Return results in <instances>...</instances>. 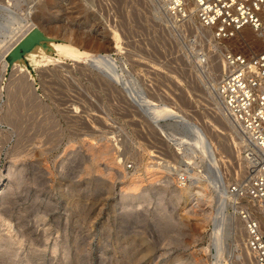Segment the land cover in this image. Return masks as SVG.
<instances>
[{"label":"rangeland","instance_id":"obj_1","mask_svg":"<svg viewBox=\"0 0 264 264\" xmlns=\"http://www.w3.org/2000/svg\"><path fill=\"white\" fill-rule=\"evenodd\" d=\"M158 7L0 0V264H219L222 248L220 264L243 256V223L237 234L227 228L238 133L214 93L221 61L201 65L204 43ZM31 23L48 41L27 51L16 42L28 28L13 30Z\"/></svg>","mask_w":264,"mask_h":264},{"label":"built area","instance_id":"obj_2","mask_svg":"<svg viewBox=\"0 0 264 264\" xmlns=\"http://www.w3.org/2000/svg\"><path fill=\"white\" fill-rule=\"evenodd\" d=\"M160 6V16L172 28H189L194 41L204 43L196 54L201 65L221 59L214 91L238 133V169L226 189L235 197L230 213L243 223L246 236L245 258L237 251L227 264H264V226L244 203L245 198L256 201L264 215V45L250 48L245 40V49H238L222 44L247 27L264 35V0H160Z\"/></svg>","mask_w":264,"mask_h":264},{"label":"bare ground","instance_id":"obj_3","mask_svg":"<svg viewBox=\"0 0 264 264\" xmlns=\"http://www.w3.org/2000/svg\"><path fill=\"white\" fill-rule=\"evenodd\" d=\"M156 2L158 3V6L159 7H161L160 6V0H156ZM21 27V26H20ZM18 28L17 27V29L16 30H13V31H15L16 32V34L17 35H19L25 28H28V31L27 32H25V33H23L22 34V36L20 37V38H18V40H17V42H16V44H20L22 41H24L25 42V48H26V50L27 51H31L32 50V48H36V46H38V45H41V44H43V42H46V41H48V39L47 38H45L38 30H34L35 28H37V26L34 24V23H31L30 25H26V27H22V28ZM32 34V36L30 37V38H28V39H26L27 38V36H28V34ZM239 36L240 37H242L243 38V40H246V41H249L251 44L252 43H254L253 45H255V43H257V44H259V45H264V35H263V33H262V31H259V32H256V31H254V30H252L251 28H249V27H247V28H245L244 30H243V32L241 33V34H239ZM222 44H223V42H222ZM51 45V44H50ZM259 45H258V47H259ZM224 46V45H223ZM72 47V46H71ZM255 47H257V46H255ZM67 48V47H66ZM22 52H23V48H18V54L20 55V57L22 56ZM68 53H69V51H68ZM72 53H74L77 57H82V56H84V55H89V54H86V53H82L81 51H79L78 49H72ZM70 54V53H69ZM91 55H89V57H90ZM4 57V56H3ZM2 57V58H3ZM92 58H93V56H91ZM17 58H18V55L17 54H13L12 55V57H11V59H12V61L14 60V61H16L17 60ZM100 59H102V58H100ZM220 61H221V59L220 58H218ZM219 60H217V61H219ZM104 62V61H103ZM218 67L219 66H217L216 68L218 69ZM216 69V71H219V70H217ZM114 71V70H113ZM217 85V84H216ZM216 87V86H215ZM214 87V88H215ZM215 90V89H214ZM214 93H215V91H214ZM216 95V94H215ZM216 97H217V95H216ZM217 100H218V103H219V105H220V107H221V109H222V105H221V102H220V100L218 99V97H217ZM223 111V110H222ZM224 114V113H223ZM225 120L229 123V124H231L232 126H233V123L230 121V119L229 118H227L226 116H225ZM235 127V126H234ZM205 148V147H204ZM107 149V148H106ZM108 150V149H107ZM206 150V152H207V154H208V157H209V160H211L212 161V163H214L215 164V166H217L218 167V160L216 159V155H215V153H214V150L210 147V146H207V148L205 149ZM206 154V155H207ZM205 155V156H206ZM216 169V168H215ZM192 179V178H191ZM220 194H222L223 195V200L225 201V203H227V200H228V198H227V191H226V189L224 188L223 189V191L220 193ZM232 196V195H231ZM233 198H234V200H235V197L234 196H232ZM233 200V201H234ZM245 200H248L247 202H248V204H247V206H249L250 207V209H251V211L253 212V214L262 222V224H263V226H264V215L262 214V212L260 211V209L258 208V206H257V203H256V201H253V200H251V199H249V198H245ZM244 200V201H245ZM225 208H226V206H225ZM229 221H230V223H229V225L227 226V228H228V231L231 233V234H237V232H238V227H241L240 225L242 224V222L239 220V219H237L236 217H231L230 219H229ZM215 231L216 232H213V236H217L218 234H223L224 232H223V229H222V225L220 226V227H216V229H215ZM243 234L245 235V229L243 230ZM245 239H246V236H245ZM237 248H240V249H242V252H243V257H245V240H244V243H241V245H238V246H236V249ZM219 249V248H218ZM223 248L222 249H220V250H218V260H219V264L220 263H222V261H223V257H222V255H223Z\"/></svg>","mask_w":264,"mask_h":264}]
</instances>
